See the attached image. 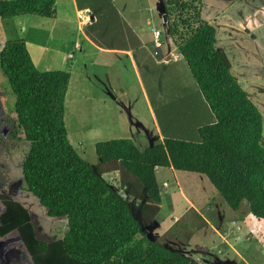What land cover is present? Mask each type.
Returning a JSON list of instances; mask_svg holds the SVG:
<instances>
[{"label":"trees","instance_id":"trees-1","mask_svg":"<svg viewBox=\"0 0 264 264\" xmlns=\"http://www.w3.org/2000/svg\"><path fill=\"white\" fill-rule=\"evenodd\" d=\"M86 6L79 0V7ZM204 7L203 0L163 1L172 42L215 121L196 128V141L172 138L162 130L163 142L144 150L132 139L98 142L96 154L103 164L98 169L69 139L70 71H40L25 39L4 44L0 65L16 97L8 137L30 143L22 162L25 191L39 200L49 218H65L68 232L51 243L39 240L30 211L0 194V241L18 232L33 264H197L152 240L147 231L161 212L157 171L162 168L205 176L232 210L239 211L247 201L252 215L264 220L263 114L232 74L225 51L217 48V30L203 18ZM90 10L96 21L85 32L99 43L94 39L99 29H92L102 15L95 6ZM25 15L55 19L56 0L0 1L3 20ZM126 30L136 37L128 25ZM108 165L119 172L122 192L103 178Z\"/></svg>","mask_w":264,"mask_h":264},{"label":"rangeland","instance_id":"rangeland-1","mask_svg":"<svg viewBox=\"0 0 264 264\" xmlns=\"http://www.w3.org/2000/svg\"><path fill=\"white\" fill-rule=\"evenodd\" d=\"M56 1L55 19L30 15L0 18V55L6 42L25 39L40 71L73 70L66 98V128L72 145L93 168L103 165L96 154L98 142L132 139L140 150L158 144L157 130L129 57L98 51L78 33L72 3ZM80 1L95 6L102 15L100 25L92 29H99L94 36L99 43L95 45L106 46L114 41L119 45L134 44L136 54L144 55L136 62L162 130L172 138L196 141L192 108L196 105L198 110L201 98L186 62L181 55L174 65L156 66L158 57H172L164 55L163 50L180 57L169 40L164 0H141L143 11L128 10V15L135 16L130 24L141 33L145 49L141 41L132 43L128 38L120 39L119 34H109L118 32L120 26L127 28L123 19L116 20L112 6L126 16L121 4L124 1L129 5L131 1H112V6L110 0ZM203 1V18L217 30V48L225 51L232 74L264 118V0ZM161 2L162 6L157 4ZM157 38L163 42L161 49L156 47ZM78 45L80 49L76 51ZM70 54H74L73 58ZM121 89L127 91L125 97L118 95ZM15 105L16 97L0 65V194L23 204L31 213L36 237L51 243L67 234V220L49 218L39 200L25 191L22 162L30 143L8 137L11 124L7 120L15 117ZM104 168L107 173L103 178L122 192L119 172L112 171L111 165ZM157 179L163 203L161 212L147 227L152 240L183 252L197 264H264V220L252 215L247 201L239 211L232 210L201 174L162 168ZM0 264H33L18 232L0 241Z\"/></svg>","mask_w":264,"mask_h":264},{"label":"crops","instance_id":"crops-1","mask_svg":"<svg viewBox=\"0 0 264 264\" xmlns=\"http://www.w3.org/2000/svg\"><path fill=\"white\" fill-rule=\"evenodd\" d=\"M69 2L72 3V7L74 8V12H75V16H76V22H77V26H78V33L79 31L82 33V36H84L85 40L89 43H91L93 46H95V48L98 51L104 52V53H109V54H123V55H127L129 57L130 60V64L133 67V69L135 70V75L137 77V80L139 81V84L141 86V89L144 92V96L146 98V102L149 106V111L152 115V119H153V123L156 127V134H158V138H159V143L163 142L164 140V134L162 131L161 126L159 125L156 113L152 107L151 101L147 95V91H146V87L143 81V76L141 74V72L139 71L136 59L137 57L143 56V54H136V51L134 50V44L128 46V44H124V45H119L120 43H116L115 41L113 43H108V45L106 46H97L95 45V43L87 36V34L85 33V28L88 27L89 25H91L92 23H94L96 21V18L94 21L91 22H87L88 18H92V12L90 10V5L85 3L87 6L85 8H81L79 7V0H68ZM125 1H131L132 3H129V5L125 4V2L123 1L121 6L123 7L124 12L126 13V16L121 12V10H118L120 13L121 18L123 19V21H125L127 23V25L134 31L136 37H134L131 34L126 33L124 30H126L125 28L120 26V30L118 32H110L109 34H119V38L122 39L123 41L125 40V38H128L129 41L131 40L132 43L133 42H138L140 43L141 41V48L145 49L146 45L145 43L141 40L142 36L138 33V31H136V28L131 26L130 22H133V18L135 17L134 15L130 16L128 15V10L130 9H135L136 11L139 13L141 11H143V6H141L140 1L141 0H125ZM57 2V1H56ZM116 0H113V3L115 4ZM84 3V2H82ZM158 5L162 6V2L161 3H157ZM138 7V8H137ZM57 12V9H56ZM227 15V14H226ZM58 17V12H57V16ZM65 19L69 20V16H67ZM135 22V21H134ZM119 29V28H118ZM171 39V37L169 38V40ZM136 40V41H135ZM139 40V41H138ZM172 42V39L170 40ZM173 43V42H172ZM80 49V45H78V47L76 48V51H79ZM164 49V48H163ZM162 49V50H163ZM175 49V48H174ZM161 50V51H162ZM154 56H155V52H153ZM163 54L164 55H172V57H167V59H163L162 57H158L159 61L157 60L156 62V66H170V65H174L175 62H179V60H181V54L180 57L178 56H173L172 53H164L163 50ZM74 55V54H73ZM73 55L70 54L69 57L73 58ZM156 57V56H155ZM145 58V57H144ZM71 79L73 78V70H71ZM127 92L125 89H121L120 91H118V95L125 97ZM197 93L200 94V98H201V102H200V106H198V110L196 109V105H194V107L192 108V113L195 114V118H194V125L197 127L201 126V125H205V124H210L213 123L215 121V116L213 115V113L211 112L209 106L207 105L205 99L202 97L201 93L199 92L198 88H197ZM197 110V111H196ZM200 119H203V121H207L205 122H201L199 121ZM199 121V122H197ZM197 132V131H196ZM137 142V140H135ZM162 170V169H161ZM172 170V169H171ZM160 169L157 171V174L159 173Z\"/></svg>","mask_w":264,"mask_h":264},{"label":"built area","instance_id":"built-area-1","mask_svg":"<svg viewBox=\"0 0 264 264\" xmlns=\"http://www.w3.org/2000/svg\"><path fill=\"white\" fill-rule=\"evenodd\" d=\"M157 35L158 36L160 35L159 32H157ZM155 42H156L155 44H156L157 48L161 49L163 47V44H162L163 42L162 41L160 42V40H158V38H157V41H155ZM156 55H158V53H156Z\"/></svg>","mask_w":264,"mask_h":264},{"label":"water","instance_id":"water-1","mask_svg":"<svg viewBox=\"0 0 264 264\" xmlns=\"http://www.w3.org/2000/svg\"><path fill=\"white\" fill-rule=\"evenodd\" d=\"M93 21L95 20V16L92 15V18H91Z\"/></svg>","mask_w":264,"mask_h":264}]
</instances>
